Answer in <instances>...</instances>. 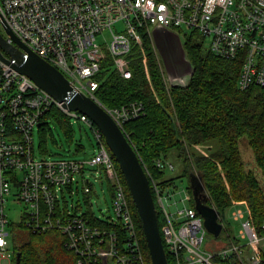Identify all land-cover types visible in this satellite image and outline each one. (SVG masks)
I'll return each instance as SVG.
<instances>
[{"label":"built area","instance_id":"obj_1","mask_svg":"<svg viewBox=\"0 0 264 264\" xmlns=\"http://www.w3.org/2000/svg\"><path fill=\"white\" fill-rule=\"evenodd\" d=\"M3 26L93 99L92 92L97 89L94 77L105 58L97 37L105 34L109 36L108 56L125 78L130 77L125 57L132 45L141 46L148 37L157 52L155 35H161L163 48L174 41L182 48L184 35L192 30L215 56L241 61L239 90L264 87V0H0V32H4ZM4 35L6 42L12 43ZM165 82L169 86L187 84L182 85L184 77L169 74ZM53 105L57 103L31 79L0 60V264L14 261L7 216L12 199L24 205L21 218L28 230L60 232L65 237L64 247L75 254L77 264L103 258L113 264H147L123 176L102 134L86 116L62 110L92 131L96 148L88 159L34 156V129ZM107 111L120 127L143 115L137 103ZM155 166L161 171L174 170L167 160H157ZM87 167L93 168L97 178L103 177L112 192L113 222L124 234L120 246L116 233L100 230L82 215L68 211L64 201L60 203L62 193H71L75 181H82L84 194L91 192L89 182L80 179ZM145 172L156 211L164 218L160 234L171 264H215V258L232 255L242 264L243 260L259 264L264 234L253 224L246 204L234 205L229 214L239 226L236 238L240 245L231 242L216 251L204 248L208 233L189 190L178 191L173 182L161 183ZM242 245L248 248V256L243 254Z\"/></svg>","mask_w":264,"mask_h":264},{"label":"trees","instance_id":"obj_2","mask_svg":"<svg viewBox=\"0 0 264 264\" xmlns=\"http://www.w3.org/2000/svg\"><path fill=\"white\" fill-rule=\"evenodd\" d=\"M184 38L182 49L192 68L185 86H167L154 45L145 37L142 45H132L125 57L129 78L121 76L109 56L102 59L94 77L97 89L92 95L106 110L141 104L143 115L125 122L121 128L152 179L172 182L164 179V171L158 170L155 162L175 154L183 164V175L187 179L191 172L201 177L206 204L220 212L222 223L223 214L232 202L243 201L253 224L264 234V87L239 90L240 60L215 56L203 42L196 41L202 37L195 32L186 33ZM50 121L61 130L66 142L74 141L69 117L53 105L37 127V146L42 155H48L46 137L52 134ZM241 139V144L250 148L252 157L250 154L242 156ZM196 146L204 147L203 152ZM74 150L82 153L83 147L76 143ZM187 190L191 191L189 184ZM109 192L112 197L110 189ZM91 193L92 188L85 195ZM129 201L145 261L151 264L141 222L133 202ZM82 216L100 230L116 233L120 238L119 246L123 243L124 234L118 223L98 220L90 214ZM157 221L160 230L164 218L159 211ZM10 227L13 264L17 254H20L19 264H77L75 254L64 247L65 237L60 232L32 233L22 218L19 223L11 222ZM224 235V243L240 245L231 230L227 229ZM241 248L248 256V248L244 245ZM259 258V264H264V246L259 250ZM167 260L171 264L169 256ZM214 262L242 264L234 255L224 259L217 257ZM91 264L113 263L103 258ZM243 264L249 263L243 260Z\"/></svg>","mask_w":264,"mask_h":264},{"label":"water","instance_id":"obj_3","mask_svg":"<svg viewBox=\"0 0 264 264\" xmlns=\"http://www.w3.org/2000/svg\"><path fill=\"white\" fill-rule=\"evenodd\" d=\"M3 31L11 38L12 43H7L0 32V60L31 79L57 103L61 110L86 116L100 131L119 167L141 222L151 264H168L149 178L122 128L101 104L73 87L61 72L31 52L7 27L3 26ZM155 40L157 48H162L163 43L159 35H155ZM188 181L194 208L202 217L207 233L219 237L223 230L220 222L221 214L206 204L205 187L201 177L191 172ZM19 261L20 254H17L15 264H19Z\"/></svg>","mask_w":264,"mask_h":264},{"label":"rangeland","instance_id":"obj_4","mask_svg":"<svg viewBox=\"0 0 264 264\" xmlns=\"http://www.w3.org/2000/svg\"><path fill=\"white\" fill-rule=\"evenodd\" d=\"M182 30H185L184 28ZM151 31H153V28H151ZM186 31V30H185ZM188 34H192V30H187ZM175 33V32H174ZM2 36L5 37L4 32H1ZM184 34V32H182ZM197 42H203V46L207 48V43L204 41V39H198ZM97 43L102 46V52L105 54V56H108V51L106 48V43H109V36L108 34H105L103 36L97 37ZM182 52L183 49L181 48ZM160 51L162 55L160 54L159 50L157 51L159 60L162 64V68L164 71V76L166 81L168 80V74L169 76H180L184 77V84L187 83L189 80L191 74H192V68L190 64H188L187 59L185 57V63L183 62L180 64L178 61L179 59V49L178 44L174 41L173 43L167 44V47L160 48ZM184 54V52H183ZM164 60V61H163ZM169 60H173L174 64L176 65L178 63V66L176 65V69L174 71L168 70L166 71V68L164 64L168 62ZM178 67V68H177ZM168 73V74H167ZM169 86V84H167ZM69 122L72 125V128L74 130V141L73 143L69 144L64 139L61 130L55 126V123L52 121L49 122V128L51 129V135L49 134L47 138V151L48 155H42L38 150V131L37 127L34 129L33 133V143H34V156L36 158H43L50 156L51 158L55 159H75V160H84L88 159L92 154H94V150L96 148V140L92 133V131L83 123L75 120L73 118L69 117ZM244 140V139H243ZM241 140H239V146L240 151L242 153V156L252 157V153L250 148L247 145L241 144ZM81 144L83 147L82 153H77L74 150L75 144ZM198 151L203 152L204 147L196 146L195 147ZM167 161L172 163L174 170H165L164 171V179L171 180L173 184L177 187L176 189L178 191H182L188 187L189 181L187 177L183 175V164L181 161H179L175 154H170L167 158ZM90 170H93L92 167H87L85 173L89 181V185L92 188L91 195H85L83 193V185L79 181H75L73 183L71 193L64 191L62 193V199L60 203L62 204L63 201L65 205L67 206V210L71 213L77 214V215H84V214H90L91 216L97 218L98 220H115V215L113 212L112 207V197L111 193L109 192V187L105 179L103 177L97 178V176L94 173H91ZM126 192H129L126 187ZM191 192V191H190ZM131 199V197H129ZM180 196H176V201H178V206L181 207L182 204L179 203ZM132 201V200H131ZM246 204L243 201H235L232 202L230 208L226 210L223 214V225L224 228L220 234L219 237H214L210 234L206 235L205 242H204V248H210L212 250H218L220 248H227L231 244V242L224 243L225 239V232L227 229L231 230L233 235L238 234L239 226L237 223L230 220V209L237 204ZM8 219L12 223H19L21 221V215L24 211V205L21 203H17L14 199L10 200V203L8 204ZM227 222L229 225H227ZM11 242V241H10ZM13 252V249H12ZM250 254V253H249ZM11 259H14V256L12 255ZM5 264V263H4Z\"/></svg>","mask_w":264,"mask_h":264},{"label":"crops","instance_id":"obj_5","mask_svg":"<svg viewBox=\"0 0 264 264\" xmlns=\"http://www.w3.org/2000/svg\"><path fill=\"white\" fill-rule=\"evenodd\" d=\"M161 36V35H160ZM176 42V41H175ZM177 43V42H176ZM178 44V43H177ZM178 49H179V59H178V61L182 64L183 62L185 63L186 61H185V55L183 54V52H182V50H181V47H180V45L178 44ZM157 50H159V52H160V54L162 55V53H161V51H160V49L159 48H157ZM164 61V60H163ZM188 63V62H187ZM161 64V63H160ZM162 65V64H161ZM86 171V170H85ZM90 172L91 173H93V170H90ZM82 178H84V181L86 180V181H88V179H86L87 178V176H86V173L85 172H83L81 175H80V179H82ZM100 178V177H99ZM89 182V181H88ZM81 184L83 185V183H82V181H81Z\"/></svg>","mask_w":264,"mask_h":264},{"label":"flooded vegetation","instance_id":"obj_6","mask_svg":"<svg viewBox=\"0 0 264 264\" xmlns=\"http://www.w3.org/2000/svg\"><path fill=\"white\" fill-rule=\"evenodd\" d=\"M176 65L174 64L173 60H169L168 62H166V66L168 70H171V71H174V69H176Z\"/></svg>","mask_w":264,"mask_h":264},{"label":"bare ground","instance_id":"obj_7","mask_svg":"<svg viewBox=\"0 0 264 264\" xmlns=\"http://www.w3.org/2000/svg\"><path fill=\"white\" fill-rule=\"evenodd\" d=\"M2 35V34H1Z\"/></svg>","mask_w":264,"mask_h":264}]
</instances>
